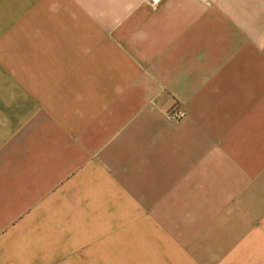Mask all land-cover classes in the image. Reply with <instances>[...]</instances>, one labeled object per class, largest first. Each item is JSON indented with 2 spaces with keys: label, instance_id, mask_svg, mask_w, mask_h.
Wrapping results in <instances>:
<instances>
[{
  "label": "crops",
  "instance_id": "0c3cea01",
  "mask_svg": "<svg viewBox=\"0 0 264 264\" xmlns=\"http://www.w3.org/2000/svg\"><path fill=\"white\" fill-rule=\"evenodd\" d=\"M0 264H264V0H0Z\"/></svg>",
  "mask_w": 264,
  "mask_h": 264
},
{
  "label": "built area",
  "instance_id": "2783aa9c",
  "mask_svg": "<svg viewBox=\"0 0 264 264\" xmlns=\"http://www.w3.org/2000/svg\"><path fill=\"white\" fill-rule=\"evenodd\" d=\"M151 6L153 7H156L160 2L161 0H149ZM184 112H181V111H171L168 116L172 119H180L184 116Z\"/></svg>",
  "mask_w": 264,
  "mask_h": 264
}]
</instances>
